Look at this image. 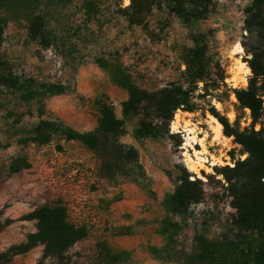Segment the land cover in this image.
Instances as JSON below:
<instances>
[{
  "label": "rangeland",
  "instance_id": "1",
  "mask_svg": "<svg viewBox=\"0 0 264 264\" xmlns=\"http://www.w3.org/2000/svg\"><path fill=\"white\" fill-rule=\"evenodd\" d=\"M0 1V17L7 22L0 61L20 80L63 88L58 95L44 96L40 107L24 94L0 87V254L35 232L28 214L57 203L66 208L71 223L87 231L66 252L64 264H189L197 237L232 242L235 210L214 168L232 167L233 159L247 155L222 129L216 138L209 110L235 129L251 125L249 110L240 109L232 93L246 88L251 76L242 48V43L254 44L243 27L251 0H210L198 9V19L174 11L190 0H135L133 8L130 0ZM34 17L45 22L46 48L28 38ZM195 37L201 58L189 74L186 64L197 46ZM197 69L203 79L194 83ZM122 74L147 92L182 85L192 91L196 110H177L167 125L150 108L123 118L121 104L128 92L117 84ZM101 101L124 121L119 143L137 152V162L99 155L59 137L43 145L28 141L39 120L93 132ZM141 120L157 125L159 138L136 139ZM195 151L201 153L198 158ZM17 159H26L29 167L12 173L9 166ZM183 174L202 182L203 198L182 218L170 217L163 200ZM167 217L177 224L171 238L161 233ZM41 254L42 246H37L0 264H36Z\"/></svg>",
  "mask_w": 264,
  "mask_h": 264
},
{
  "label": "trees",
  "instance_id": "2",
  "mask_svg": "<svg viewBox=\"0 0 264 264\" xmlns=\"http://www.w3.org/2000/svg\"><path fill=\"white\" fill-rule=\"evenodd\" d=\"M133 8L135 0H130ZM185 7L180 2L174 11L184 17L200 18L198 9L207 6L210 0H195ZM0 1V6H1ZM189 8H193L191 11ZM196 13V15H195ZM244 31L254 44L242 43L246 56L245 62L251 76L246 88L233 89L232 93L242 110L250 112L251 125L240 130L233 128L226 118L219 116L215 109L210 114L222 125L223 135L233 138V143L240 146L243 160H234L232 167H215L217 175L226 183V192L231 198L230 206L235 210L233 226L237 230L232 242H208L197 237V251L189 258V264H264V0H251L244 9ZM6 20L0 17V46L4 40ZM28 38L37 41L46 48L50 38L45 31V22L41 17H34L28 26ZM197 45L190 51L187 72L194 70L195 60L201 58L198 37L193 38ZM199 70L192 75V82L202 81ZM123 81L117 84L127 89L128 98L121 104L123 118L138 116L142 109L150 108L159 121L167 125L177 110L194 112L192 91L182 85L171 83L156 92L139 89L122 74ZM0 87L24 94L25 100L36 101L42 107L44 96L58 95L62 87L43 85L35 81H24L14 77L3 62L0 61ZM99 120L93 132L80 133L55 120H39L31 129L28 141L37 145L51 142L55 137L64 141H77L99 155L110 153L127 162H137V152L119 143L124 134V121L115 116L112 106L99 102ZM258 125L259 129L255 130ZM159 127L146 120H141L134 132L136 139L159 138ZM110 145V148L109 146ZM29 167L26 159L14 160L9 170L18 173ZM203 198L202 182L189 180L187 174L179 176L173 192L163 200V208L170 217L182 218L191 205L198 204ZM35 222V232L26 236L23 243L9 247L0 254V263H8L13 257L25 255L37 246H42V254L36 264H64L66 252L87 236L83 226L70 222L66 208L57 203L44 205L26 216ZM161 233L171 238L177 224L171 218L163 220ZM3 225H0V230Z\"/></svg>",
  "mask_w": 264,
  "mask_h": 264
},
{
  "label": "bare ground",
  "instance_id": "3",
  "mask_svg": "<svg viewBox=\"0 0 264 264\" xmlns=\"http://www.w3.org/2000/svg\"><path fill=\"white\" fill-rule=\"evenodd\" d=\"M238 45V44H237ZM236 50H238V51H240L241 50V47H236ZM242 52V51H241ZM242 66H245V64H242ZM246 72L247 73H249L250 72V70H249V68L247 67L246 68ZM214 121H215V124H216V127H215V136H216V138H220V135H221V129H222V125L216 120V119H214ZM193 132V130H190V133H192ZM192 139V142L194 143V141L196 140L195 139V137H192L191 138ZM195 156L198 158L199 157V155H201V153L200 152H196L195 151ZM191 170H196V168L194 167V166H191Z\"/></svg>",
  "mask_w": 264,
  "mask_h": 264
},
{
  "label": "clouds",
  "instance_id": "4",
  "mask_svg": "<svg viewBox=\"0 0 264 264\" xmlns=\"http://www.w3.org/2000/svg\"><path fill=\"white\" fill-rule=\"evenodd\" d=\"M129 2V0H125V3H128Z\"/></svg>",
  "mask_w": 264,
  "mask_h": 264
},
{
  "label": "built area",
  "instance_id": "5",
  "mask_svg": "<svg viewBox=\"0 0 264 264\" xmlns=\"http://www.w3.org/2000/svg\"><path fill=\"white\" fill-rule=\"evenodd\" d=\"M263 101H264V97H263ZM263 106H264V102H263Z\"/></svg>",
  "mask_w": 264,
  "mask_h": 264
}]
</instances>
